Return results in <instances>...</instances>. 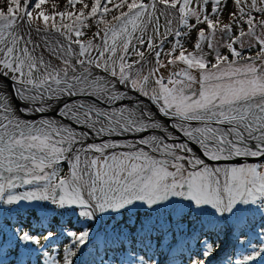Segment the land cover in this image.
<instances>
[{
  "label": "snow or ice",
  "instance_id": "6c2138e0",
  "mask_svg": "<svg viewBox=\"0 0 264 264\" xmlns=\"http://www.w3.org/2000/svg\"><path fill=\"white\" fill-rule=\"evenodd\" d=\"M0 264H264V0H0Z\"/></svg>",
  "mask_w": 264,
  "mask_h": 264
}]
</instances>
